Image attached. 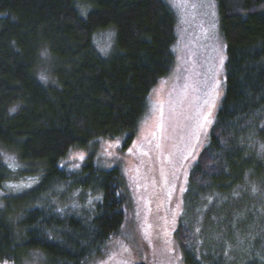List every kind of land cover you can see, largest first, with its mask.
I'll use <instances>...</instances> for the list:
<instances>
[{"label": "trees", "instance_id": "1", "mask_svg": "<svg viewBox=\"0 0 264 264\" xmlns=\"http://www.w3.org/2000/svg\"><path fill=\"white\" fill-rule=\"evenodd\" d=\"M216 2L225 92L191 161L184 201L192 222L177 230L185 264H212L200 249L201 218L248 209L237 191L264 187V0ZM110 31L104 53L96 37ZM176 41L165 0H0V264L38 255L41 264H90L121 233L124 171L106 168L97 147L119 137L132 144L153 89L174 69ZM76 151L87 156L72 169ZM77 192L83 198L72 200ZM88 193L90 217L57 210L85 204Z\"/></svg>", "mask_w": 264, "mask_h": 264}, {"label": "rangeland", "instance_id": "2", "mask_svg": "<svg viewBox=\"0 0 264 264\" xmlns=\"http://www.w3.org/2000/svg\"><path fill=\"white\" fill-rule=\"evenodd\" d=\"M165 1L176 16V63L153 89L152 110L132 144L125 148L126 137L98 144L100 162L106 168L119 164L124 171L128 220L90 264H185L177 230L181 221L192 222L187 218L184 195L191 161L203 146V128L224 96L226 47L216 0ZM113 41L111 31L96 37L104 53L110 52ZM8 156L9 166L17 169L16 158ZM86 156L84 151L73 152L68 165L74 169ZM30 185L26 182L18 187ZM7 192L12 195L15 188ZM237 193L248 209L218 219L201 218L198 228L202 233L191 226L194 239L200 233V249L206 250L212 264H264V187H241ZM81 195L77 192L71 199L79 200ZM84 200L83 205L70 202V206L56 202L57 210L90 217L94 201L89 193ZM219 223L221 231L216 229ZM30 259L23 264L43 261L39 255Z\"/></svg>", "mask_w": 264, "mask_h": 264}, {"label": "flooded vegetation", "instance_id": "3", "mask_svg": "<svg viewBox=\"0 0 264 264\" xmlns=\"http://www.w3.org/2000/svg\"><path fill=\"white\" fill-rule=\"evenodd\" d=\"M158 180V179H157ZM154 182V181H153ZM160 188V187H159Z\"/></svg>", "mask_w": 264, "mask_h": 264}]
</instances>
